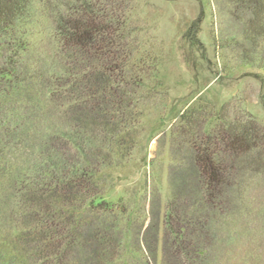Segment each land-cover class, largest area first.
I'll return each mask as SVG.
<instances>
[{
  "label": "trees",
  "instance_id": "1",
  "mask_svg": "<svg viewBox=\"0 0 264 264\" xmlns=\"http://www.w3.org/2000/svg\"><path fill=\"white\" fill-rule=\"evenodd\" d=\"M129 1L0 0V264H228L218 243L251 215L250 175L264 188L255 120L186 108L161 130L164 205L146 188L103 198L166 91L136 57ZM229 1L264 49V0Z\"/></svg>",
  "mask_w": 264,
  "mask_h": 264
},
{
  "label": "rangeland",
  "instance_id": "2",
  "mask_svg": "<svg viewBox=\"0 0 264 264\" xmlns=\"http://www.w3.org/2000/svg\"><path fill=\"white\" fill-rule=\"evenodd\" d=\"M128 5L136 57L155 65L166 91L156 101L152 136L138 142L123 169L111 172L103 198L114 203L140 198L146 188L158 191L163 206L170 164L169 140L161 130L186 108L211 113L225 108L264 129V72L256 66L264 49L248 38L250 13L229 0H131ZM36 40L49 46L43 32ZM261 178L250 175L251 215L237 219L238 233L230 243H218L228 264H264Z\"/></svg>",
  "mask_w": 264,
  "mask_h": 264
}]
</instances>
